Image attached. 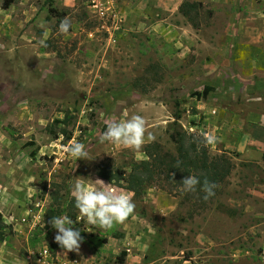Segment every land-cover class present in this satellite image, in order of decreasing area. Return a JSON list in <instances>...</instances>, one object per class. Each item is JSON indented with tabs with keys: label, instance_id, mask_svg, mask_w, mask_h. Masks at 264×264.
<instances>
[{
	"label": "rangeland",
	"instance_id": "374dc122",
	"mask_svg": "<svg viewBox=\"0 0 264 264\" xmlns=\"http://www.w3.org/2000/svg\"><path fill=\"white\" fill-rule=\"evenodd\" d=\"M178 109L231 159L220 193L201 211L157 185L136 199L104 183L134 212L110 230L81 218L80 250L64 256L43 218L55 184L99 187L102 161L129 171L148 143L174 152ZM133 115L138 151L98 143L106 121ZM77 141L91 160L65 151ZM0 214V264H264V0H0Z\"/></svg>",
	"mask_w": 264,
	"mask_h": 264
},
{
	"label": "trees",
	"instance_id": "16d2710c",
	"mask_svg": "<svg viewBox=\"0 0 264 264\" xmlns=\"http://www.w3.org/2000/svg\"><path fill=\"white\" fill-rule=\"evenodd\" d=\"M187 5L188 3H184V6ZM173 117L174 128L168 132L175 145L174 152L164 150L158 142L148 143L144 149L147 158L135 161L129 171L118 169L110 160H106L99 164L97 175L105 184L109 183L132 192L136 199L141 198L152 185H157L176 197L194 200V208L202 211L220 193V186L231 174L234 165L225 154L211 155L208 143L204 141V135L183 129L179 123L181 119L179 109ZM67 118L68 116L65 115L61 122L66 123ZM60 133L68 140L72 137L65 129H61ZM189 174L196 175L201 180L207 178L214 182L217 185L215 195L208 200L203 199L204 193L199 190V186L194 192H183L179 182ZM55 186L57 188L51 192L52 201L43 216L45 228L52 229L49 221L53 216L67 215L73 220V227L81 230L84 238L86 233L83 229V221L78 219L79 213L74 207L70 186L66 185L64 193H61L57 184ZM6 227L0 214V242L6 239Z\"/></svg>",
	"mask_w": 264,
	"mask_h": 264
},
{
	"label": "clouds",
	"instance_id": "9594fccd",
	"mask_svg": "<svg viewBox=\"0 0 264 264\" xmlns=\"http://www.w3.org/2000/svg\"><path fill=\"white\" fill-rule=\"evenodd\" d=\"M41 27H43L41 25ZM72 27L67 17L59 23L60 34H67ZM39 41L40 45L46 47V37ZM148 140H153L151 133ZM212 137L204 135L206 143L212 142ZM145 140V119L140 115H133L128 119L110 120L105 122V130L98 134V143L114 144L123 148L138 151ZM65 151L70 157L78 159L89 158V153L85 145L81 142H73L65 147ZM99 187H92L81 179H75L70 185V195L74 200V207L78 210V219H83L88 225L96 226L102 230H110L115 224L124 223L134 212L135 204L131 195L119 192L106 187L103 181L96 180ZM182 191L185 193L194 192L199 186V190L204 193L203 199L208 200L215 195L217 185L207 178L201 180L198 176L189 174L180 182ZM50 226L55 230L54 241L63 250L64 256L69 252H79L83 242L81 230L73 227V220L67 215L53 216L49 221Z\"/></svg>",
	"mask_w": 264,
	"mask_h": 264
}]
</instances>
